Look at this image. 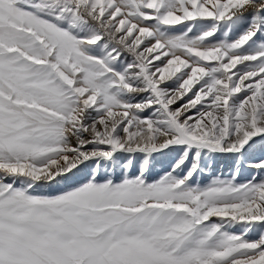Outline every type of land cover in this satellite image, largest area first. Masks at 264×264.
<instances>
[{"label":"snow or ice","instance_id":"1","mask_svg":"<svg viewBox=\"0 0 264 264\" xmlns=\"http://www.w3.org/2000/svg\"><path fill=\"white\" fill-rule=\"evenodd\" d=\"M0 264H264V0H0Z\"/></svg>","mask_w":264,"mask_h":264}]
</instances>
